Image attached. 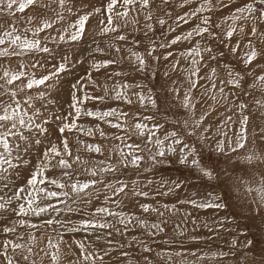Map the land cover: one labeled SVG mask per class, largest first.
Segmentation results:
<instances>
[{
  "label": "rangeland",
  "instance_id": "obj_1",
  "mask_svg": "<svg viewBox=\"0 0 264 264\" xmlns=\"http://www.w3.org/2000/svg\"><path fill=\"white\" fill-rule=\"evenodd\" d=\"M107 2L108 0H68L66 8L71 7L72 12L61 10L57 7V3H51V7L45 9V14L41 16H37L33 8L30 7L23 13L17 12L15 17L0 16V24H3L5 28L9 24H13L22 31L24 27L29 26L27 18L30 16L35 17L32 26L40 25L43 20L52 21V28L40 33V37L53 49L51 56H54L55 59L53 60L48 54L43 53H33L23 58L25 64L31 62L30 57L40 60L41 63L48 61L45 68L31 70L35 72L37 77L52 70V65L58 64L60 58L64 55L69 56L72 61H85L82 65L76 63L69 72L62 74V88L58 93L52 94L58 95V104L49 107L52 108V111L61 115L73 111L69 108V85L75 82L77 78H83L85 82L87 81L85 73L88 70V62L91 56L95 55L97 59L112 58L114 53L110 46L120 47L121 52L116 54L119 63L112 66L108 71H121L127 75L114 76L111 80L106 81L103 70L101 72H92V76L99 86L87 83L84 90L91 96H103V85L107 82L109 96L111 97L113 95L111 86L114 83L145 84L147 87L143 91L147 94L148 89L152 90L151 94L157 98L158 107L153 109L148 105L141 108L137 98L132 95L133 92L140 91V89L135 88L128 93L134 101L132 105L109 98L105 101L89 100L84 107L93 111L116 108L120 112L139 114L141 120L144 116H154L155 119L153 121L143 122L149 125H162L160 130L156 132V137L162 140L166 133L174 130L178 131L181 139L189 144H194L203 153L205 163L208 162L207 158L211 155V163L218 172L225 167L227 168V179L231 188V198L227 201L228 207L225 209H203L186 202L188 200H196L198 203L204 202L211 198L210 194L223 196V192L216 188V181H209L206 178L201 179L200 174L194 168L179 162V149L182 145H173L177 149L176 152H168L167 149L169 145H172V139L166 140L163 145L165 156H157L154 162L151 157L159 151V148L154 143L146 144V135L140 136L132 132L131 139H128L124 130L111 128L108 124L96 121L91 117L81 116L77 121L79 126L85 129H94L97 124H100V127L106 133V138H102L98 132H94L92 137L82 135L75 130L72 133H66L73 146L76 144V139L79 138L85 143H98L103 148V155L87 153L81 149L79 155L82 159L88 160L89 164L84 166L73 165L74 168L80 171V175L77 178L81 181L92 179L84 172V168L91 167L94 164L98 165L101 160L113 164L117 171L104 174L100 179L106 184L111 182L116 187H119L116 184L117 180L124 181L128 185L129 191L128 197L121 193L119 196L113 197V200L121 202V209L126 214L135 213L142 219L148 220L149 223L166 221L162 225L165 231L158 233L153 238L146 235L144 229L136 226L130 228L124 235L113 233L111 237H108L103 233H99L103 237L101 239H97L98 234L84 231L76 233L65 231L61 225L78 224L82 219H87L88 214L94 211L95 208L104 206L105 191L101 190L99 197L93 198L90 204H84L80 200L69 201L68 207L72 209L71 211L66 210L65 204L52 201V203L57 204V212L50 211L38 217H26L25 219L37 225L44 224L47 219H52L56 223L51 227L40 228L39 231L18 227L17 231L25 237V241L29 231L36 236V240L31 244L33 255L29 256V260L26 262L23 259L21 260L19 253H12L11 249H9V256H15L16 259L20 260V264H31L33 260H35V264H52L51 254L55 252V249L48 247L49 237H51L53 243L63 240V243H60L61 260L59 264H91V262L83 260L81 250L77 247L76 242H82L86 251L90 253L102 254L107 250L108 255L105 256V259L103 261L96 260L95 264H116L120 259H124L125 264H127L128 259H131V264H148V261L151 264H237L238 253L226 259H221L218 255V253L230 250L232 240L235 239L240 244H243L245 240H253L257 250L264 243V218L255 211H249L250 207L255 208L252 202L255 193L249 195L246 192V188L249 185L259 187L261 179L264 178V138L259 134L254 137V130L258 132V129L264 126V107L257 104V101L264 104V85L255 79L258 75L264 74V56H259L248 68H245L241 59L244 52L247 51L245 45L249 39L253 41L259 51H264V38L260 35L264 33V24H259L253 19L239 20L234 25L236 32L231 41L227 40L225 36L233 22L231 19L226 18L230 17L237 7L243 6L248 0H226L228 7H217L211 13L203 12L200 14V16H210L212 18L211 31L216 33L219 39H211L208 34H205L203 39L199 36H194L191 41L182 39L171 47L161 48V44L170 42L176 36L186 35L188 31H191L200 23V16L192 17L190 14L202 3V0H170L167 5L162 0H153L150 9L140 10L137 3L133 10L129 12L126 20L117 18L118 32H110L107 35L99 34L100 21L104 18V15L94 13L90 15L86 23L84 39L81 42L66 41L61 43L58 40L54 41L51 39L53 37L58 38L65 30L71 33L74 29L70 26L76 22L79 15L84 12H92L94 8H102L106 6ZM42 3L48 5L50 0H42ZM122 10L121 5L118 3L117 11ZM58 11H62L63 19L57 17ZM149 11L152 14L151 20L145 19V15ZM165 12L170 13V16H166ZM185 14H189L187 17L188 23L177 22V18ZM160 19H164L166 23L160 25ZM149 24L152 25L151 29L147 27ZM217 24L219 27H215ZM253 25L257 27L256 37L250 36ZM240 28H243L244 32H240ZM117 35H125L127 42L116 40L115 37ZM238 40L240 41L239 50L234 56L230 55L231 46H234ZM198 41L202 49L210 45L213 52H203V61L198 65H193V57L182 56L181 53H186ZM97 46L104 50L102 54L92 52ZM152 47H155V51L152 56H148L147 53ZM128 49L139 52L146 57L147 72L138 73L133 69ZM221 51L224 53L222 58L217 60L209 59L211 55H218ZM169 52L172 55L165 60L164 56ZM154 57H159V59H154ZM195 59L200 61V57H195ZM177 61L178 63H176ZM20 63L21 59L19 57L12 58L10 63L0 60V65L9 67L13 71L18 70ZM174 63L176 64L175 69L173 68ZM224 64H229L234 71L243 73L245 79L242 88L237 89L230 85H221V81L228 79L227 70L222 67ZM257 65L261 67H257ZM193 67H199L198 76L192 74ZM214 67L217 68V75L214 77L217 85L216 89H212L210 81L200 78L209 75ZM152 73H155L154 78ZM165 73H167V76ZM192 80H198L196 87L191 86L190 81ZM220 87H224V94L227 99L223 98L219 93ZM173 89H177L178 94ZM39 90H26L20 94L18 99L23 100L25 95L36 96ZM186 92L191 98V104L187 108L184 107ZM52 95L48 98L51 99ZM78 95L82 96L83 92L78 93ZM213 96L216 99H213ZM161 97H164V99L162 100ZM41 103L37 99L35 106L40 107ZM241 103L246 104L247 107L245 109L238 107ZM244 115L249 116L248 142L244 148L238 149L236 153H231L230 159L226 161L222 156L214 153L215 141L217 139H225L222 135L223 132H227L228 137L234 140L241 130L240 121ZM201 117H204V122L196 130L197 135L189 137L187 132L192 129L193 121L199 120ZM229 117H231L230 120L228 119ZM112 119L113 122H116L115 118ZM70 120L71 117H69ZM122 122L125 128L131 132L132 126L137 121L131 117H124ZM185 122L188 125L187 129L183 128ZM48 127L51 133L50 139L53 143L58 144L60 134L56 130V125L49 124ZM203 129H209V131L203 132ZM114 135L125 137L128 144H139L144 149L138 152V155L143 157L139 169L132 167L123 168L119 165L117 146L124 148V143L115 139ZM200 135H204L207 139L203 142L199 141ZM156 137H153V140ZM124 150L127 151L128 149L124 148ZM39 155L40 150L34 147L31 150V154L26 157L31 163L27 167L17 170L20 175L17 177L14 174V178L10 182L12 185L11 189L5 190L0 185V196H11L12 189L26 184L27 179L34 170L33 165L39 163ZM248 155H258L262 159H254L249 164L245 160ZM145 169L148 170L146 171ZM49 175L59 178V172H50ZM174 182H180L181 187L168 195L159 194L160 192H167L168 186ZM134 186L137 191L148 192V197H132L130 190ZM97 187L99 188L100 186L98 185ZM68 191L70 192V189ZM108 195H111L110 190ZM181 201L185 202L181 203ZM22 202L14 200L11 207H16ZM144 203L152 204L154 207L160 208L161 211H164L163 205H168L171 211H166L163 217L155 213H142L138 205ZM107 206L113 210H121L116 207V203L112 200L108 201ZM16 219L19 218L15 217L13 213H9L8 216L0 219V226ZM108 219L111 220L112 218L109 217ZM221 221L223 222L222 226ZM117 226L120 227L119 225ZM133 237L137 241H143L147 244L152 249L151 253H144L142 247L133 242ZM7 238L0 233V249L3 248L4 241ZM12 238L15 239V237ZM109 240L112 241L111 245L108 243ZM130 244L131 247H129ZM121 245H123V248ZM123 251L129 253L128 258L121 257L120 253ZM244 251L246 250L240 249V252ZM177 253H180V255H177ZM247 254L249 257L254 255L252 252ZM145 256L148 257V261L144 260ZM198 257H203V259H198ZM0 264H7L3 255H0ZM238 264H245L243 255H239Z\"/></svg>",
  "mask_w": 264,
  "mask_h": 264
},
{
  "label": "snow or ice",
  "instance_id": "obj_2",
  "mask_svg": "<svg viewBox=\"0 0 264 264\" xmlns=\"http://www.w3.org/2000/svg\"><path fill=\"white\" fill-rule=\"evenodd\" d=\"M68 0H50V4L45 5L42 0H0V16L4 17H15L16 13H23L28 8H33L37 16L45 14V9L51 7V3H57V7L61 10H67L72 12L71 7L66 8ZM153 0H108L106 6L102 8H94L92 12H84L82 15L78 16V19L70 27L74 29L71 33L67 30L63 34L59 35L58 38H51L58 42H75L79 43L84 39L86 23L92 14H102L104 18L100 21V32L101 35H107L110 32H118L119 26L116 24V19H125L129 16V12L133 10L134 6L138 3L140 10L150 9ZM162 2L167 5L170 0H162ZM121 5L122 11H117V4ZM217 7L224 8L228 7L226 0H202V3L191 12L192 17L200 16L203 12H213ZM56 11L55 9H52ZM166 16H170V13L165 12ZM189 14L180 16L177 18V22L188 23ZM57 17L63 19L62 11L57 12ZM35 17H28L26 26L21 31L20 28L13 24H9L7 28L3 24H0V60H4L10 63L12 58L19 57L21 63L19 64L18 70H11L9 67H4L0 65V185L3 189H11V181L15 176H19L20 173L18 169L27 167L31 162L26 159L28 155L31 154V150L35 147L40 150L39 163L33 165L34 170L26 181L24 186L15 187L12 189L11 196H0V219L8 216L9 213H13L15 217L19 218L9 223H5L0 226V233L8 237L3 244V248L0 249V255H3L7 264H20V260L16 259L15 256H9V249L12 253H19V256L24 261L29 260V256L33 255L31 244L36 240V236L33 235L31 231L27 234V240L25 237L18 233L17 229L28 228L36 229L39 231L40 228L45 226L51 227L56 222L52 219H47L44 224L37 225L31 223L27 219L28 216H41L42 214L48 212H57V204L52 203V201H58L66 206L67 211L72 209L68 207L69 201L75 202L80 200L84 204H90L93 198H98L101 190L105 191V201L104 206L95 208L90 214H88L87 219H82L78 224H64L61 227L69 232L76 233L80 231L98 234L97 239L103 238L99 233H103L108 237H111L113 233L117 235H124L130 228L139 226L145 230L146 235L149 237H155L158 233L164 232L165 229L162 226L166 221L152 222L149 223L148 220L142 219L135 213L126 214L121 209V202L113 200V197L119 196L121 193L125 197L129 196L128 185L121 180H117L116 187L115 184L109 182L105 183L101 176L107 173H114L117 168L111 164L106 163L101 160L98 165L94 164L91 167H85L84 172H86L92 179L81 181L77 177L80 175V171L74 168L73 165H88L89 161L82 159L79 155L81 149L87 153H96L103 155V148L98 143H85L79 138L76 139V144L70 142L66 133H72L74 130L82 135L92 137L94 132H98L102 138H106V133L97 124L95 128H83L77 124V121L81 116L91 117L92 119L108 124L111 128L118 130H124L128 139H131L132 132L140 135L147 136L146 144L154 143L158 148L157 151L151 159L155 162L156 157H164L165 150L163 148L164 142L168 139H172V145L168 146V152H176V148L173 145H182L179 149L180 151V163L189 165L194 168L199 174L200 178H206L209 181H216V188L223 192V196L210 194L211 198L204 202H197L196 200H188L187 203H191L193 206L203 209L213 208V209H225L228 207L227 201L231 198V188L229 186V181L227 179V168L225 167L222 171L218 172L216 167L211 163L212 156L209 155L207 158L208 162H204L203 153L197 149L194 144H189L185 140L181 139L178 131H171L166 133L164 139L156 137V132L160 130L162 125L152 124L149 125L143 121H153L154 116H144L143 119L139 117V114H132L129 112H120L116 108H109L108 110H91L84 107L85 103L89 100L105 101L109 98L115 101H122L125 104L132 105L134 101L129 96V91L132 89H140L138 92H133L137 98V101L141 108L147 107L156 109L157 98L151 93L152 90L148 89V93L145 94L143 89L147 87L145 84L128 83V82H118L111 86V91L113 95L109 96V86L107 82L104 83V95L103 96H91L84 89L87 83H91L93 86L97 85V82L92 76V72L104 71V75L107 80H111L114 76L127 75L121 71L109 72L108 70L119 63L116 58V54L121 52V48L115 45H111L110 48L113 51L112 58L97 59L95 55H92L88 62V70H86L87 81L85 82L83 78H77L75 82L69 85V97L70 103L69 108L73 111L61 115L55 111H52L51 105L58 104V95H52L53 93H58L62 88L61 77L62 74L70 71L71 67L76 63L84 64V60L72 61L67 55L60 58L58 64L52 65V70L48 71L47 74L37 77L35 75L34 69H43L48 61L41 63L40 60L30 57L31 62L25 64L23 58L25 56H30V54H48L51 59H55L51 56L53 49H51L48 44L40 37V33L44 32L46 29H50L53 26L51 20H43L40 25L32 26ZM145 19L151 20V12H147ZM210 16H200V23L188 31L184 36H176L170 42L161 44V48L171 47L177 44L182 39L191 41L194 36H199L201 39L204 38L205 34L211 39H219L216 33L211 31L212 23ZM226 19L232 20V26L226 33L225 38L231 41L234 33L236 32V27L234 26L239 20H249L253 19L259 24H264V0H248L243 6L237 7L233 14ZM127 22V21H126ZM160 25H164L166 21L164 19L159 20ZM149 29L152 25H147ZM219 27V25H215ZM174 31V29H173ZM240 32H244L243 28H240ZM30 33V35H29ZM264 38V33L260 34ZM251 37L257 36V27L252 26ZM116 40L127 42V37L125 35H117ZM240 41L238 40L234 46H231L230 55H235L239 50ZM247 51L244 52L242 56V61L245 68L252 65L259 56H264V51H259L257 47L253 44V41L249 39L248 43L245 45ZM103 49L97 46L92 50L93 53H103ZM130 56V62L133 65V69L138 72H147L148 64L146 57L139 52L132 51L128 49ZM155 51V47H152L147 55L152 56ZM203 52L212 53L213 49L210 45L205 46L203 49L200 47V42L198 41L196 45L189 48L186 53H181L182 56L193 57V65H198L203 61ZM172 55L171 52L164 56L167 60ZM224 53L221 51L218 55H211L210 60H217L222 58ZM195 57H200V61H197ZM154 59H159V57H154ZM178 63V61L176 62ZM176 64H173L175 69ZM227 70L228 79L226 81H221V85H230L233 88H242L244 82V75L240 71H234L229 64L222 65ZM257 67H261L257 65ZM192 74L199 75V67H193ZM251 74V73H249ZM167 76V73H165ZM217 75V68H212L210 74L205 77H200L201 79H206L211 82L212 89H216L217 85L215 83L214 77ZM153 78L155 73H152ZM256 81L261 82L264 85V74L258 75ZM19 82V83H17ZM192 87H196L198 80L190 81ZM32 89H40L36 96L25 95L23 100L18 99L21 93L26 90L31 91ZM174 92L178 94L177 89H173ZM83 92V95H78V93ZM219 93L225 99H227L224 94V87L219 88ZM52 95V98L48 97ZM6 97V99H5ZM216 99L215 96L212 97ZM40 100L42 103L40 107L35 106V101ZM163 100L164 97H161ZM191 104V98L186 92L184 96V107H189ZM261 107L260 101H257ZM194 107V105H192ZM238 107L245 109L246 104L241 103ZM48 113V114H46ZM69 117L71 120L69 121ZM124 117H131L137 122L132 126V131L129 132L125 128L123 121ZM115 118L116 122H113ZM229 120L231 117L228 118ZM204 122V117L199 120H194L192 129L187 132L189 137L197 135L196 130L201 127ZM49 124H55L56 130L59 132V143H53L50 139V129ZM248 124L249 116L244 115L240 121L241 130L236 135L235 139L228 137L227 132H223L222 135L225 139H217L215 141L214 153L222 156L226 161L230 159L231 153H236L238 149L245 147L248 142ZM183 128L187 129V122L183 125ZM203 132L209 131V129H203ZM27 133V134H26ZM259 134L264 138V126L258 129V132L254 130V137ZM153 137H156L153 140ZM114 138L120 140L124 143V148L128 150L125 151L124 148L118 149V163L123 168H136L141 167V161L143 157L138 155V152L143 151L139 144H128L125 137L114 135ZM199 141L203 142L207 139L204 135H200ZM191 158V159H190ZM261 160V156L248 155L245 160L251 164L253 160ZM146 171L148 169H145ZM50 172H59V178L50 176ZM163 183V182H162ZM100 186L99 188L97 186ZM181 187L180 182H174L168 186L167 192H160V195H168L170 192H174L176 189ZM70 189V192L68 191ZM111 191V195H108V191ZM132 197H148L149 193L144 191H137L134 186L131 190ZM246 192L249 195L255 193L253 197V204L255 208H249V211H255L257 214H261L264 218V178L261 179L259 187H252L249 185L246 188ZM23 201L19 203L16 207H11L13 201ZM109 200L116 203V207L121 209L119 211L113 210L107 206ZM185 201H181L184 203ZM142 213H155L160 217L165 215L166 211H171L168 205H163L164 211L160 208L154 207L152 204L144 203L138 205ZM111 217L112 219H108ZM119 225L120 227H118ZM223 222L221 221V226ZM12 237H15L13 239ZM134 243L139 244L144 253H151L152 249L145 244L143 241H137L135 237L132 238ZM24 241V242H21ZM60 243L63 240L53 243L51 237H49L48 247L54 248L55 252L51 254L52 264H59L61 260L60 255ZM109 245L112 241H108ZM77 247L81 250V255L84 261H89L91 264H95L96 260L103 261L105 256L108 255L107 250L102 254H96L94 252H87L85 245L82 242H76ZM123 248V245H121ZM131 247V244L129 245ZM246 251L240 252V249ZM248 252L254 253L253 256L249 257ZM27 253V254H25ZM239 254L244 256L245 264H264V243L257 250L256 244L253 240H245L243 244H240L237 240H232L230 243V250L228 252L218 253L221 259H226L233 254ZM121 257L128 258L129 253L123 251L120 253ZM159 255V253H158ZM180 255V253H177ZM195 255V253H193ZM239 255H237V264L239 261ZM198 259H203V257H198ZM145 261H148V257H144ZM35 264V260L31 262ZM116 264H125L124 259H120ZM127 264H131V259L127 260ZM148 264H151L148 261Z\"/></svg>",
  "mask_w": 264,
  "mask_h": 264
},
{
  "label": "bare ground",
  "instance_id": "obj_3",
  "mask_svg": "<svg viewBox=\"0 0 264 264\" xmlns=\"http://www.w3.org/2000/svg\"><path fill=\"white\" fill-rule=\"evenodd\" d=\"M11 61H12V60H11ZM11 61H10V62H11ZM2 62H3V61H2ZM5 63H9V62L5 61ZM38 71H39V70H38ZM39 91H40V90H39ZM39 91H37V92H39ZM21 98H22V97H21ZM37 105H38V104H37ZM21 260H22V259H21Z\"/></svg>",
  "mask_w": 264,
  "mask_h": 264
}]
</instances>
